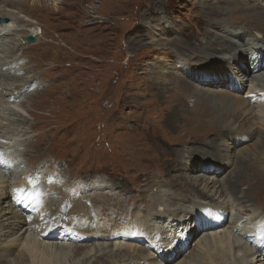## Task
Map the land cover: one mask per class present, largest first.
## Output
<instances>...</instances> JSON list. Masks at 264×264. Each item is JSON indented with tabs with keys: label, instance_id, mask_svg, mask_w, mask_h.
Listing matches in <instances>:
<instances>
[{
	"label": "rangeland",
	"instance_id": "1",
	"mask_svg": "<svg viewBox=\"0 0 264 264\" xmlns=\"http://www.w3.org/2000/svg\"><path fill=\"white\" fill-rule=\"evenodd\" d=\"M255 1L264 8L263 0ZM237 2L250 0H0V20H6L0 23V63L17 61L11 70L22 73L27 83L32 84L26 94H33L31 97L23 94L8 102L3 94L22 79L14 80L4 75L7 70L0 71V159L4 157L0 161V191L2 184L10 189L11 196L15 195L18 185L24 189L32 185L29 189L41 191L49 185L56 194L62 195L61 188L66 184L75 195L72 189L75 188L81 193L78 197L87 206L86 210L95 213V223L107 224L109 234L117 236L104 242L111 264H144L143 260L138 262L137 257L131 258L130 253L122 257L120 250L143 248L151 252L155 249V243H150L146 237L147 240L142 241L126 240L129 236L126 228L136 227L143 208L150 205L154 213L157 211L147 218L155 226L150 229L153 234L157 231L156 244L165 250L160 262L165 260L166 254L174 257V248L184 246L181 256L167 264L191 262L194 253L200 258L199 264H204L205 259L214 257L217 251H224L231 264L237 256H245L240 264H254L256 260L251 254L257 247L243 234L249 232L245 224L255 226L264 220V164L253 159L257 152L255 147H259L260 137H264V108L259 109L264 102L243 107L261 118L250 122L257 133L250 138L246 123L242 135L236 137L239 143L233 141L241 146L232 148L231 163L221 166L222 171L213 173L218 157L200 153H211L206 144L215 143L221 155V150L231 144L228 138L219 136L222 130L216 132L222 125L218 116L225 118L230 111L212 105L205 94L210 91L216 95L227 94L230 99L238 97L245 102H255L256 97L264 94V85L246 79L242 66L233 62L228 61L231 70L219 71L213 74L216 78L211 82L208 78L203 80L205 83L189 78L192 70L187 65L191 59L198 64L206 62L209 70L221 68L224 59L229 58L225 53H213L220 49L217 41L223 48L227 45L232 51L236 49L235 57H242L247 65L243 58L249 59V52L243 56L239 44L245 43L248 36L237 40L229 32L242 31L232 24L238 22L236 16L241 11L232 10L230 15L228 9V4ZM220 19L226 24L220 26ZM261 23L259 19L255 25L264 32ZM32 31L35 35L29 34ZM253 33L256 32L251 30L248 35ZM27 35L33 36L34 42L24 41ZM215 55H222L224 59ZM231 71L238 74L237 78ZM260 74H264V70ZM178 84L195 93L196 105L192 97L182 98L185 91L176 95ZM236 116L240 121L244 118L240 114ZM222 120L230 121L229 118ZM5 150L9 152L3 153ZM178 150H181V163L177 166L173 160ZM237 154L244 158L241 160H252L249 163L252 170L242 179L230 177V182L225 183ZM259 156L257 158L264 161V148ZM12 157L18 159L19 165L14 166L16 163L12 162L9 168ZM45 157L48 164L37 167L40 164L35 163ZM31 160L36 162L33 164ZM193 162L198 168L186 173L183 167ZM34 166L37 171L33 170ZM158 170L162 171L161 177ZM258 170L259 179L253 176ZM112 181L114 187L110 188ZM195 181L198 187L193 185ZM206 183L208 189H204ZM193 188L207 193L212 201L191 198L185 190ZM241 196L244 197L239 201L248 208L247 213L234 201ZM52 198L56 196L48 199ZM173 199L182 204L186 200L192 203L195 211L191 221L205 215L210 218L216 213L208 205H218L226 219H240L243 231L231 230L227 224L216 230L196 231L201 228L197 221L189 227L178 225L171 217L167 221V211L177 208L169 202ZM8 201L11 204L12 197ZM249 203L256 205L250 207ZM228 204L232 208H227ZM0 206L3 217L0 221L6 226L13 220L4 216L5 208ZM198 206H207L212 211L207 209L204 213ZM254 212L257 218L253 217ZM161 216H165L164 219H157L163 218ZM250 237L252 241L256 235ZM224 238L226 244L222 246L218 241ZM238 241L244 246L236 251ZM16 247L14 252L20 251L21 246ZM260 249L263 255L264 247ZM113 254L122 258L114 259ZM73 259L65 264H101L96 263L97 259L94 263L93 257Z\"/></svg>",
	"mask_w": 264,
	"mask_h": 264
},
{
	"label": "bare ground",
	"instance_id": "2",
	"mask_svg": "<svg viewBox=\"0 0 264 264\" xmlns=\"http://www.w3.org/2000/svg\"><path fill=\"white\" fill-rule=\"evenodd\" d=\"M250 2L230 3V4H228V5H230V8H228L230 13L228 12V9H227V12L230 15H231L232 10L241 11V12L238 11L239 14L236 16L238 22H235L232 24L237 25L240 28V30H242V31L241 32H233V33H232V31H229V32H231V36H233L234 39H237V40H240L243 37L248 36V40L242 44H239L237 42V40L232 39V41H234L235 44L240 45L239 49H241L243 51L242 52L243 56H244V54H246L245 53L246 51L249 52V56H250L249 59L243 58L244 62L247 63V65H245L243 63V61L241 59L242 57H240V56L235 57L233 52L236 49L234 51H232V50H230L231 47L228 48L227 45H225V47L223 48V47H221V46H223V44L221 42L217 41L218 42L217 46H219L220 49L218 51L215 49L216 52H213V53H218V52L219 53H225L228 55L227 58H229V59H226V58L224 59V56H222V55H219V56L215 55V56H217L218 59L221 60V58H223L225 61L222 64L223 66L221 65V68H218L220 66H217V67H212L211 70H209V67L206 65V62L198 64V62H194L193 60L190 59L189 60L190 62L187 64V65H189V70H192V73L189 74V78H197L198 80L200 79V82H202V83H205V81H203V80L208 78L207 79V80H209L208 82H211V79L216 78V76L213 74H216L219 71H223L225 69L231 70L232 65L229 62H233L234 64H239L240 66H242L243 73L245 76H247L246 79L249 78L252 82H257L258 84L264 85V74H260L264 70V32L259 31L257 29L258 26L255 25V23H259V19H261L262 23L264 24V8L260 7L259 3L255 0H250ZM2 16L5 17L8 15L3 14ZM226 17H228V16L226 15ZM232 19L234 20L235 18H232ZM220 21H221L220 26L226 24V21L224 22V20H221V19H220ZM234 21H236V20H234ZM0 23L4 24L1 21H0ZM251 30L256 32V33L248 35V32H250ZM29 34L35 35L34 31H32V33H29ZM227 37H225V38L228 39ZM228 42L230 43V41H228ZM219 43H220V45H219ZM0 60H1V58H0ZM4 60H5V58H4ZM10 63L11 62L0 63V71L3 72V70H7L8 72L4 74L5 76H8V77L11 76L10 78H13V79L16 77H19L22 79V81H20V83L18 85L16 84V85L9 87L8 93H4L2 97L6 98V100L8 102H11V101H14V99L22 96L23 94L26 95L27 97L33 96V94H26V92L28 91V89L30 88V86L32 84L27 83V80L22 77V73L20 71L11 70L13 65L15 63H18V62L15 61V62H12V64H10ZM212 72H214V73H212ZM234 74H235V77H236V75H238L236 73H232V71H231V75L234 76ZM32 75H34V74H32ZM187 81L190 82L189 79ZM17 82L18 81H16V83ZM177 88H178V92L176 93V95L185 91L182 94V98L185 95H188V97L193 98L195 105L197 104V101L195 98V93L193 91L187 89L184 86H181L180 84L177 85ZM211 91H213V90L211 89ZM37 92H41V91H36V93ZM191 93H192V96H189V94H191ZM205 97H206L207 101L209 100L212 103V105L220 106L222 109L225 108L226 110L230 111L226 114V117H225V118H229V120H230L227 123L224 120H222L225 118L221 114L218 116L222 122V125H220L219 127L217 126L218 129L216 130V132L222 130L220 135L219 134L218 135L228 138L231 142V144H229L230 146L221 150L222 154L218 155V151H216L217 146L215 145V143H209V144H206L207 145L206 148H208V149L211 148V153H209V152L200 153L203 155L208 154L211 158H216V157L219 158V162H216V160H215L216 165L213 166L214 167L213 173H215V172L218 173L219 171H222L221 166L229 165L231 163L230 151L232 150V148H234L237 145V144L235 145L233 141L235 139V140H237L235 142L239 143V141H238V139H236V137L242 135V130L246 126V123H247V125H249L248 135L250 138L257 133V131L254 130L252 128V126L250 125V122H252L253 119H258V120L260 119L261 120V118L252 112L245 111L243 109V107L244 106L249 107L252 104H255V103L257 104L258 102H264L262 100V99H264V94H262L261 97H256V99H254L255 102H253L252 100H248L247 102H245L238 97H235V98L232 97L230 99L229 95H227V94L216 95V94H211L210 91H209V93L205 94ZM210 97L212 98L211 100L209 99ZM201 98H204V97H201ZM261 108L263 109L264 105L260 104L259 109H261ZM236 114H240L242 117H244L243 120L240 121V118L237 117ZM245 137H246V135H245ZM243 142L244 141H241V144H243ZM28 144H30V143H28ZM223 144H224V142H223ZM259 144H260L259 147H257V146L255 147V150L258 153L253 151V152H255L253 159H257L256 163L263 165L264 161H262L261 159H259L257 157L259 156L260 151H263L264 137H262V138L260 137ZM237 146H241V145H237ZM260 147H261V150H260ZM191 151H194V150H191ZM215 151H216V154L214 153ZM8 152L9 151L5 150L3 153H8ZM180 152H181V150H178L175 152V161L173 160L174 163H177V166L179 163H181L179 161V159H180L179 153ZM1 153H2V150L0 151V154ZM24 154L25 153H23V155ZM241 156H244V155H241ZM259 157H261V156H259ZM3 158L4 157H2L0 159V161H3ZM46 159H47V157H45L44 159H42L38 163H35L36 161H32V160L29 162H32L33 164L35 163L38 165L40 164L41 166L39 165L37 167L43 168L49 162V161H46ZM241 159H244V158H241L237 154L235 166L231 170V172L228 174L226 179L224 180L225 183L230 182L229 181L230 177H233L236 179L237 178L242 179L248 173L247 171L251 172L252 169L251 170L249 169V163L252 162V160H250V159L249 160H241ZM203 161H205V160H203ZM12 162L16 163V165H14V166L19 165L18 159L12 157L10 160L11 164L9 165L10 166L9 168H12ZM196 165H197V163L194 164V162H193L192 165L186 164L183 168L184 169L186 168L185 171L187 173L190 170H194V169L196 170L198 168V166L195 168ZM37 167L34 166L33 170L37 171L38 170ZM171 167L172 166H169V168L167 167L168 170H171ZM9 168H7V169L9 170ZM172 170H174V169L172 168ZM158 172H159V177H161L163 175L162 171L158 170ZM253 176H254V178L259 179L258 178L259 170L257 172L255 171V173L253 172ZM25 177L27 178V176H25ZM248 181L250 182V180H248ZM204 182H206V180H204ZM197 183L198 182L195 181L193 183V185L196 186L195 184H197ZM262 183H264V182H262ZM31 186L32 185L28 186L27 189H24L23 187L18 185L15 188V195L11 196L10 189L6 185L2 184V190L0 191V205H2L3 208H5L3 210L4 216H8L9 219L11 218L13 221H11V222L9 221V223H7L6 226L4 224V221H0V236H3L2 238H5V239H2L0 237V241H2V240L5 241V243L0 242V264H61V263L65 264L66 262H69L71 259L74 260L73 258L79 257V256L83 260H85V259L88 260V259L93 257L94 263H95V260L97 259L98 261H96V263L101 262V264H111L112 259H110L111 256L108 255V252H106L107 247H105L104 242H108L112 239L114 240L115 238H117V236L113 237L109 234L108 227L107 228L105 227L107 224L106 225H104V224L99 225L98 223H95L97 221V220L96 221L93 220L95 213L93 211L90 213L88 210H86L87 206H84V203H82L80 201L81 197H78V193H80V192H77L75 188H72L75 190L76 194L74 195L73 193H70V191L67 189L70 187H68L66 184H65V186H62V188H61V190L63 191V192H61L62 195L56 194V192H55L56 190H52L51 187H49V185L46 186L44 191H41V189H39V188L29 189V187H31ZM112 186L114 187L113 181L109 187L111 188ZM181 186H183L182 187L183 189L185 188L184 185L181 184ZM169 187H171V186H169ZM196 187H198V186H196ZM171 188H173V187H171ZM208 188H209V185H208V183H206L204 186V189H208ZM112 190H114V189H112ZM185 191L188 193V195L191 198L193 196H195V198H197V199H206V200L212 201V197H210L204 191H198L197 188L187 189ZM187 193H186V195H187ZM225 193L228 195H231L228 191H225ZM54 196H56V198H52L51 200L48 199L49 197H54ZM11 197H12V202L10 204L8 200L11 199ZM242 197H244V196H241L240 198L238 197L237 199L235 198L236 200H234V201L239 202V204L242 206V212L243 213H247L248 208L245 207L239 201V199H241ZM174 200H176V199H173V201L169 200V202H170V204H172L174 206L177 205V208H175V210L172 212L167 211L168 212V216L166 217L167 221H170L169 217H171V218L175 219V222L178 225H180V224L186 225L187 224L188 227L194 226L195 222L197 221L196 223L201 228L197 229L196 231H199L200 229H203V228H204L203 230H205V231L216 230V229L220 228L221 226L223 227V225H225V224H227V227L230 228L231 230H235V231L240 230V232L243 231V229H240V228H242L240 225V224H242V223H240V219L236 218V217H230V219H228V218L226 219L225 213L221 212L218 209V207H217L218 205L217 206L208 205V207L212 208L214 210V213H216L215 215L210 216V218H209V215H205L202 218H197V220L191 221V217H192L191 214L193 213V211H195L192 203L190 205V202L188 200H186V201L184 200L185 203L182 204L180 202V200L178 202H175ZM248 200H250V199H248ZM247 203L248 202H246V204ZM249 204H250V207H253L256 205L253 203H249ZM240 205H239V209H241ZM167 206L170 207V205H167ZM198 207L202 208L204 213L207 209L211 210L207 206L206 207L198 206ZM262 207H264V204H262ZM227 208H232V206L228 204ZM143 209H144L143 213H141V217H140L141 220H138L139 224L136 222L138 225L142 224L141 227L137 225L136 227H133V228L131 226L129 228H126L128 230L127 233L129 235L126 237V240L128 239L130 241H135V240L137 241L139 239L142 241V240L149 239L150 243H155L154 247H153L155 249L151 250V252L155 256L150 252V250L140 248L136 251H130L131 249L130 250H123V251L120 250L121 252H123L122 257H124L128 253H130L131 258L137 257L135 259H138V262L139 261L141 262L143 260L144 264H167L169 262L175 261L177 258H179L181 256V252L184 250V246L180 247V248L179 247L174 248L172 251L175 252V256L172 257L171 253L166 254L165 260H162V262H160V260L162 259L163 255H164L165 250L161 246L156 244V241H155L156 235L155 234L157 233V231H154L155 233L153 234V230L150 228L154 229L155 226H153V224H150L151 223L150 219H147L149 217H152L157 211L154 213V209L152 208V205L148 206L147 208L145 206ZM164 212H165V210H164ZM159 213H160V211L158 210V216H159ZM257 215L258 214L256 212L253 213V217L257 218L258 217ZM155 217H156V215H155ZM161 217H163V218H157V219L162 220V219H164L165 216H161ZM1 218H3L2 214L0 215V219ZM215 221H217V222H215ZM136 223L134 222V224H136ZM117 226H119V225H117ZM245 226H247V228L249 229V232L244 233L243 237L247 238V241H249L254 247H257V248H255L256 249L255 252H253L251 254V258H255V260H256V262L255 263L253 262V263L254 264H262V262L264 261V254L262 255L263 250H261L260 248L262 246L264 247V238H263L264 237V232H263L264 220L261 222L259 221L255 226H250L249 224H245ZM115 227H116V225H115ZM124 228H125V226H124ZM4 230H6V231H4ZM189 232L191 234H193V231L192 232L189 231ZM136 233H137V235L135 237L131 236V235L136 234ZM250 235H256V237L253 238L254 240L251 241ZM7 237H8V240H6ZM144 237H146L147 239H145ZM175 238H176V236H175ZM259 238H263V239H259ZM84 243L86 244L85 246L81 245ZM129 243H131V242H129ZM218 243L223 246L226 244V239L224 238L223 240L218 241ZM169 244H170V242H169ZM16 246L17 247L21 246L20 251L14 252V250H16L15 249ZM243 246H244V243L240 245V242L238 241V244L235 245L234 250L239 251L241 248H243ZM113 256H114V259L122 258V257H119L117 254H113ZM192 256H193V258L191 259V262H183L182 261L183 263L181 262L179 264H199L200 261H197L198 259H200L199 256L196 253H194ZM11 257H13L12 260H10ZM241 261H245V256H237L233 264H240ZM74 262H72V263H74ZM213 263H215V264H231L224 251H217V255H215L214 257L208 256L207 259H205L204 264H213ZM251 264H252V262H251Z\"/></svg>",
	"mask_w": 264,
	"mask_h": 264
},
{
	"label": "water",
	"instance_id": "3",
	"mask_svg": "<svg viewBox=\"0 0 264 264\" xmlns=\"http://www.w3.org/2000/svg\"><path fill=\"white\" fill-rule=\"evenodd\" d=\"M0 21L3 22V23L6 22L5 19H1ZM25 41H27V42H29V43H32V42H34V37L31 36V35H27V36L25 37Z\"/></svg>",
	"mask_w": 264,
	"mask_h": 264
}]
</instances>
